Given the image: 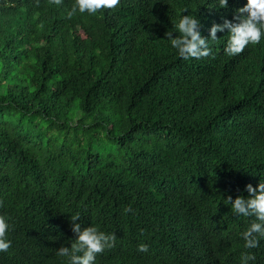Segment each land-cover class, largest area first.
I'll list each match as a JSON object with an SVG mask.
<instances>
[{"label":"trees","instance_id":"trees-1","mask_svg":"<svg viewBox=\"0 0 264 264\" xmlns=\"http://www.w3.org/2000/svg\"><path fill=\"white\" fill-rule=\"evenodd\" d=\"M73 2L0 0V264H62L77 212L116 237L96 264H239L253 218L224 200L264 179V39L228 57L218 32L210 56L185 61L165 32L192 13L207 38L246 0L68 18ZM249 251L264 264V240Z\"/></svg>","mask_w":264,"mask_h":264},{"label":"clouds","instance_id":"clouds-1","mask_svg":"<svg viewBox=\"0 0 264 264\" xmlns=\"http://www.w3.org/2000/svg\"><path fill=\"white\" fill-rule=\"evenodd\" d=\"M62 2L63 0H51L55 5ZM120 3L121 0H74L66 16L71 18L77 12L97 15L101 10L115 9ZM226 5L227 0H216L214 7L224 8ZM185 11L187 9L181 10L182 13ZM234 21L225 19L220 24H213L205 38L201 35V25L195 14H178L173 30L165 32V37L179 58L185 61L200 60L210 56V42L217 40V33L227 31L223 53L228 57L236 56L243 52L246 46L259 44L264 39V0H246L244 5L237 9ZM245 190L248 193L246 197H228L224 204L236 217L253 218L248 226L238 233L245 250L241 252L239 264H255L256 256L249 250L258 248L264 240V179H261L255 188L250 184L246 185ZM132 211L131 207L124 209L125 213ZM80 219L79 212L70 216L74 239L69 241L70 246H61L56 250V256L62 259V264H96L98 254L115 246L116 237L112 233L101 231L97 226L82 228L81 223H77ZM10 229L7 218L0 215V253L7 252L11 247V241L7 238ZM138 251L147 252V245H139Z\"/></svg>","mask_w":264,"mask_h":264}]
</instances>
